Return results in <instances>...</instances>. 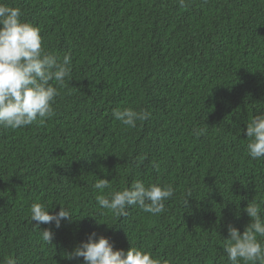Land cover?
Masks as SVG:
<instances>
[{"label":"trees","instance_id":"1","mask_svg":"<svg viewBox=\"0 0 264 264\" xmlns=\"http://www.w3.org/2000/svg\"><path fill=\"white\" fill-rule=\"evenodd\" d=\"M0 2L40 29L46 51L71 55L64 86L52 82L54 115L0 128V261L84 264L67 253L95 232L171 264H228V225L242 233L243 209L264 200V158L248 155L246 136L264 112V0ZM123 108L150 116L131 128L112 115ZM98 179L105 193L141 180L174 194L159 215L117 217L99 208ZM35 202L73 220L38 228Z\"/></svg>","mask_w":264,"mask_h":264},{"label":"clouds","instance_id":"2","mask_svg":"<svg viewBox=\"0 0 264 264\" xmlns=\"http://www.w3.org/2000/svg\"><path fill=\"white\" fill-rule=\"evenodd\" d=\"M181 7L186 0H178ZM19 7H11L0 2V128L19 129L38 121L44 124L54 115L53 104L59 95L57 86H64L71 73V55L65 54L61 60L57 55L42 47L40 29L33 23L21 19ZM53 81L57 86L53 85ZM112 115L123 125L135 128L137 121L147 120L150 113L132 108L113 110ZM248 138L247 152L253 160L264 158V112H258L246 123ZM197 136L204 130H196ZM108 179H98L93 184L99 190L96 202L101 210H108L117 217H126L127 209L139 207L146 213L159 215L165 211V201L174 194L171 185L145 184L136 180L122 190H110ZM191 197V193L187 194ZM188 200L186 198L185 205ZM264 200L252 199L243 209L250 222L241 233L228 225V238L225 239L224 252L228 264H264ZM49 206L35 202L30 206V219L39 224H54L56 228L62 221H72L68 208L60 207L58 212H49ZM103 214V212H101ZM239 218V216H237ZM54 233L51 229L41 231L44 242L52 244ZM83 258L84 264H171L161 260L148 251L131 246L127 251L114 250L113 244L103 235L95 232L87 241L80 243L68 259ZM0 264H18L13 256H6Z\"/></svg>","mask_w":264,"mask_h":264}]
</instances>
